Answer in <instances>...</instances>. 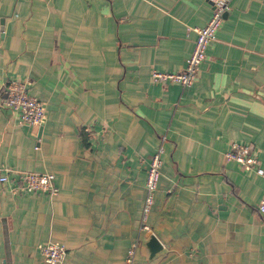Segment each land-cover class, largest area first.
<instances>
[{"label":"crops","instance_id":"obj_1","mask_svg":"<svg viewBox=\"0 0 264 264\" xmlns=\"http://www.w3.org/2000/svg\"><path fill=\"white\" fill-rule=\"evenodd\" d=\"M211 0H0V264H264V178L227 160L247 144L264 168V0H230L190 86L180 71ZM44 102L40 126L2 105L9 78ZM161 176L139 229L161 136ZM22 170L54 174L26 191ZM150 235L156 242L149 243Z\"/></svg>","mask_w":264,"mask_h":264},{"label":"built area","instance_id":"obj_2","mask_svg":"<svg viewBox=\"0 0 264 264\" xmlns=\"http://www.w3.org/2000/svg\"><path fill=\"white\" fill-rule=\"evenodd\" d=\"M230 0H211V13L204 25L195 28L196 38L191 53L185 60V65L180 71L153 70L151 79L155 82H176L182 87L192 84L198 71L199 65L206 59V48L216 37V31L222 23L223 14L229 9ZM5 97L2 105L10 108L20 123L31 127L40 126L45 118L44 102L30 95L27 90V82L19 78H9L4 83ZM165 136H161L156 150L150 157L145 178V194L141 207L139 229L151 232L147 223L148 213L154 200V191L161 176V154L164 150ZM227 160H234L244 168H253L256 173L264 178V168L259 165L258 158L251 154L247 144L232 143L225 152ZM20 187L26 191L42 190L50 196L57 193L54 182V174L48 171L22 170L18 172ZM6 176H0V181L6 180ZM260 212L264 213V200L259 203ZM137 240L128 247L124 264H133ZM41 254L48 264H61L66 256V247L58 242L48 241L41 246Z\"/></svg>","mask_w":264,"mask_h":264},{"label":"water","instance_id":"obj_3","mask_svg":"<svg viewBox=\"0 0 264 264\" xmlns=\"http://www.w3.org/2000/svg\"><path fill=\"white\" fill-rule=\"evenodd\" d=\"M224 13H225V12H224ZM156 241H157V240H156L155 236H154V235H150L149 240L147 241V245H148L149 243L154 244Z\"/></svg>","mask_w":264,"mask_h":264}]
</instances>
